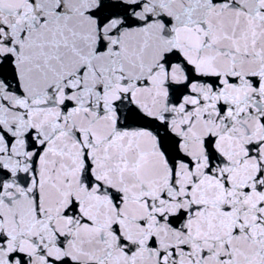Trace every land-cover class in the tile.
<instances>
[{
  "label": "snow or ice",
  "instance_id": "1",
  "mask_svg": "<svg viewBox=\"0 0 264 264\" xmlns=\"http://www.w3.org/2000/svg\"><path fill=\"white\" fill-rule=\"evenodd\" d=\"M0 264H264V0H0Z\"/></svg>",
  "mask_w": 264,
  "mask_h": 264
}]
</instances>
